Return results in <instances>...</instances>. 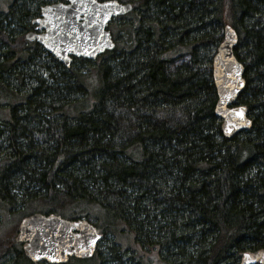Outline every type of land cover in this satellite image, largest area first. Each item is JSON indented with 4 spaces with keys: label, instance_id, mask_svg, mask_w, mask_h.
<instances>
[{
    "label": "trees",
    "instance_id": "16d2710c",
    "mask_svg": "<svg viewBox=\"0 0 264 264\" xmlns=\"http://www.w3.org/2000/svg\"><path fill=\"white\" fill-rule=\"evenodd\" d=\"M57 1L0 0V264H47L15 240L34 212L105 234L65 264H240L264 248V0H119L116 47L69 68L26 38ZM227 24L253 120L232 138L212 76Z\"/></svg>",
    "mask_w": 264,
    "mask_h": 264
},
{
    "label": "water",
    "instance_id": "95a60500",
    "mask_svg": "<svg viewBox=\"0 0 264 264\" xmlns=\"http://www.w3.org/2000/svg\"><path fill=\"white\" fill-rule=\"evenodd\" d=\"M40 9V16L32 20L36 28L27 32L26 38L69 68L75 58L95 60L116 47L108 26L115 17L130 12L132 4L119 0H59ZM238 41L234 27L224 26V40L212 60L215 112L229 138L250 130L253 122L247 105L238 103L247 86L246 67L235 54ZM104 237L86 217L69 219L54 212H34L21 219L15 240L34 263L65 264L71 257L92 258ZM240 264H264V248L242 251Z\"/></svg>",
    "mask_w": 264,
    "mask_h": 264
},
{
    "label": "rangeland",
    "instance_id": "374dc122",
    "mask_svg": "<svg viewBox=\"0 0 264 264\" xmlns=\"http://www.w3.org/2000/svg\"><path fill=\"white\" fill-rule=\"evenodd\" d=\"M12 211L16 213V212L18 211V207H16V208H15V207L12 208ZM10 219H11V218H10ZM14 219L18 221V218L16 217V215L14 216ZM19 219H20V217H19ZM12 229H13V224H12L11 222H9V225H8V231H7V232H4V235H6L7 237H9L11 234H13ZM15 237H16V236H15ZM131 255H132V252H129V253H128V258H130Z\"/></svg>",
    "mask_w": 264,
    "mask_h": 264
},
{
    "label": "flooded vegetation",
    "instance_id": "af4514ba",
    "mask_svg": "<svg viewBox=\"0 0 264 264\" xmlns=\"http://www.w3.org/2000/svg\"><path fill=\"white\" fill-rule=\"evenodd\" d=\"M40 10H41V9H40ZM40 14H41V13H40ZM39 16H40V15H39ZM39 16H38V17H39ZM33 26H34V29H35V28H36V26H35V25H33Z\"/></svg>",
    "mask_w": 264,
    "mask_h": 264
}]
</instances>
